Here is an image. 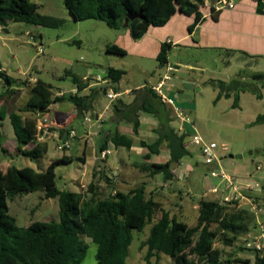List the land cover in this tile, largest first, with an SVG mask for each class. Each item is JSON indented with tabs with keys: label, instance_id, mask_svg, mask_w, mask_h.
Here are the masks:
<instances>
[{
	"label": "trees",
	"instance_id": "16d2710c",
	"mask_svg": "<svg viewBox=\"0 0 264 264\" xmlns=\"http://www.w3.org/2000/svg\"><path fill=\"white\" fill-rule=\"evenodd\" d=\"M254 1L257 14L264 15V0ZM64 3L75 21H102L114 30H130L133 39L139 41L151 27H165L178 13L194 16L195 22L189 27L192 34L202 21L204 0H64ZM39 10L35 0H0V25L5 27L8 23H23L57 28L61 24L56 18L42 15ZM129 14L141 15L142 18L130 21L125 28ZM171 48L170 43L162 45L157 58L160 68L169 65ZM106 52L110 55H127L124 49L115 44L107 45ZM125 74L114 68L107 70V78L115 84H119ZM67 75L72 76L73 84L78 89L76 94L57 97L50 85L36 80L30 85V97L24 107L12 111L8 117L6 109H0V128L9 119L16 137L17 156L41 160L47 155L48 145L36 142L38 114L48 115L54 104L67 102L73 104L78 111L77 116L83 118L93 109L97 95L104 93L106 96V87L92 89L89 95L81 96L80 92L89 87L88 83L71 72H67ZM0 79L9 86L3 94L6 98L17 93L10 90L14 85L25 87L30 84L29 81L13 80L1 64ZM257 83H264V73L254 74L249 79L240 74L230 82L211 81L209 84L219 90L215 103L223 97H234L232 108L238 109L241 93L251 92L262 99ZM134 95L135 100L130 104L123 101L115 104L112 120L117 125H132L134 135L138 136L141 113L156 117L160 122L154 131L156 141L148 143L141 140L139 145L149 151L144 157L145 161L159 155L163 147L169 151L170 159L162 164L144 162L138 168L150 178L162 175L165 182L173 181L175 168L191 155L187 149L189 135L180 134L172 126L174 111L162 102L152 88L145 86L135 91ZM255 124H264V114L257 117ZM66 129L65 126L61 129L63 136ZM4 138L0 129V152L7 155L9 151L4 147ZM109 144L131 150L135 141L117 131L107 135L99 152L107 149ZM71 161V158L63 157L52 162L46 170L12 167L5 174H0V264H83L89 251L85 239L97 246V264H128L134 242L133 232L142 233L149 225L152 228L144 243L148 250V264H151V258L160 254L170 257L171 264L243 263L232 256L224 259L222 250L215 245L220 240L225 246L232 247L241 236L248 235L254 221V216L249 212L230 211L227 205L219 201L203 199L199 203L197 224L191 227L172 216L154 198L148 197L143 185L126 193L116 191L106 198H100L93 185L89 187L91 197L81 192L61 190L57 186L56 168ZM34 192H43L46 199L59 200L60 220L34 222L20 228L10 214L9 202L17 196ZM255 254V262L264 264V256Z\"/></svg>",
	"mask_w": 264,
	"mask_h": 264
},
{
	"label": "rangeland",
	"instance_id": "374dc122",
	"mask_svg": "<svg viewBox=\"0 0 264 264\" xmlns=\"http://www.w3.org/2000/svg\"><path fill=\"white\" fill-rule=\"evenodd\" d=\"M215 2L216 0H204L202 8L210 11V7ZM35 3L39 6V12L42 15L56 18L61 24L57 28L23 23H8L5 27L0 25V64L7 75L16 82H30V79L42 81L50 85L57 96L61 91L70 94L76 89L72 76H68L67 72L80 78L100 76L101 79H107V70L110 67L124 70L126 76L121 82L123 91L135 90L142 85L157 86L159 80L166 74V68H160L159 62L155 60L107 54L105 46L114 43L120 32L108 27L102 21H75L66 8L64 0H35ZM169 64L181 69L176 77L179 78L182 85L173 88L166 86L162 92L173 102L174 108L181 109L189 117L196 133L202 137L205 143L217 145L218 163L220 164L219 168L216 165H206L203 162L200 148L189 145L191 155L184 158V163L192 165L194 173L189 181L187 179L181 181L180 187L186 190V193H190V196L202 198L205 195L203 184L215 185V178L211 177V172L219 169L236 180L257 183L261 192L258 189L252 190L254 192L251 198L254 199L253 204H260L257 211L264 209V124H255L257 117L264 114V83H257L262 99H258L251 92L241 93L238 109L232 108L234 97L229 99L223 97L215 103L219 90L209 84L211 81L230 82L240 74L249 79L254 74L264 73V59H253L249 62L248 59L241 56L230 55L222 51L172 47L169 51ZM169 74L173 76V73ZM187 81L194 84V87L186 89ZM91 84L95 85L92 82ZM30 87L28 85L24 92L6 98L3 94L9 86L3 79H0V109H6L8 115L12 111L24 107L30 96ZM181 90H184L187 95L184 101L179 96ZM88 92L81 93V95H87ZM130 96L133 94L131 93ZM99 98L104 103L103 107L99 108L102 110L109 101L104 93L99 94ZM54 105L56 107L53 112L68 113L71 107L72 110H75L74 113H77L71 103ZM61 113H57L58 119L55 121L67 128H75L77 138L71 141V148L64 152L56 149L55 141L48 142V153L41 160H30L16 155V141L11 139L13 128L10 123L5 126L4 122L0 129L5 136L4 147L9 152L7 155L0 152V174H5L12 167L46 170L52 162L69 157L72 159L70 163H62L56 168L57 186L61 190L81 192L87 197H91L89 187L93 185V190L98 193L100 198L108 197L110 188L120 177V174L110 170H105L102 174L97 171L99 161H94L92 147L97 148L100 135L92 137V146H86L88 158L92 157L93 159L90 161H94V164L88 166L86 165L87 159L85 162L81 160L84 158L83 150L85 149L83 140H79L85 133L82 120H74L73 127H71L70 121L66 122L65 116ZM143 117L147 124L143 129L145 137L140 139L152 143L153 139L150 133L155 119L145 114ZM175 122L176 120L172 122L173 127L179 128ZM105 123L101 128H95L94 131L103 132ZM128 127L131 128V126ZM142 151L138 139H136L134 150H122L124 159L135 164L129 168H123L125 175L131 182H137L138 187L146 182V179H149L138 168L145 162L141 154L144 153ZM163 151L164 153L159 157V161L162 162L166 158V149ZM117 155V152L114 151L111 159ZM98 156L99 153L96 151V157ZM109 159L110 156L106 161ZM118 165L117 167L122 168ZM111 168L114 170L115 167L111 166ZM187 173L190 174V171ZM192 178H198L197 186H191ZM239 186L241 185L239 184ZM174 194L170 189L164 192L160 190L156 193L155 198L157 201H161L160 203H163L171 215L180 222L191 227L195 226L198 220V210L194 209L192 205L188 212H184L182 208L176 206V204L179 205L180 200L173 198ZM242 196L244 198L241 202L245 199L244 190H242ZM206 199L222 202L216 196H209ZM241 202L226 205L230 211H238ZM9 207L10 214L16 219L17 226L20 228H26L34 222H57L60 220L59 200L46 199L43 192L17 196L9 202ZM261 219L264 222L263 216ZM151 228L152 225H149L142 233L133 232L134 242L130 248L128 264H148L146 261L148 250L144 243L150 235ZM248 237L247 235L241 236L232 247L225 246L219 240L215 247L222 250L224 259L232 256L243 261L242 264H245L244 262L255 264V252L245 248L244 239ZM85 241L89 245V251L83 264H97L95 258L97 246L89 239H85ZM171 263L172 259L163 254L151 258V264Z\"/></svg>",
	"mask_w": 264,
	"mask_h": 264
},
{
	"label": "crops",
	"instance_id": "0c3cea01",
	"mask_svg": "<svg viewBox=\"0 0 264 264\" xmlns=\"http://www.w3.org/2000/svg\"><path fill=\"white\" fill-rule=\"evenodd\" d=\"M235 4L236 5L233 10H223L220 12L212 11L211 10L213 9L212 6L210 7V11H207L201 8V12L203 14L202 21L196 27V29L194 30L192 34L189 33V27L192 26L195 22L194 16H186L181 13H178L171 19V21L165 27H160V28L151 27L149 31L145 34V36L139 41H135L133 39L130 30H127V29L117 30L120 33L117 39L115 40V42L111 44H115L118 47L124 49L127 52L126 56H136V57H141L144 59L155 60L156 62H158L157 58L161 51L162 45L167 42L170 43L171 47H185V48L222 51L230 55L241 56L244 59H248L249 62L252 61L253 59H258V58L264 59V15L257 14L256 2L254 0H235ZM168 67H172L175 69V71L172 72L173 76L169 74L170 72L168 70ZM110 68H114V67H110ZM165 68H166V74L164 75V77L166 75H170L171 79L168 82H166L164 88L166 86H170L173 88L175 86L180 85L181 83L178 80L179 78L176 77V75L181 72V69L179 67H173L170 64ZM114 69H117V68H114ZM118 70H121V69H118ZM125 76H123V78ZM164 77L159 80L157 86L161 83ZM83 78L84 77H82V79ZM34 82L35 80L30 79L29 86L32 85ZM121 82L119 84H116L117 85L116 89L117 91H121L125 94L115 104H117L119 101H123L125 104L132 103L135 100V95H134L135 91L145 87V85H142L140 87H137L135 90L127 89L126 91H123L121 89ZM88 85L89 87L83 90L82 92H80V95L81 93H84L86 91L87 92L89 91L87 94L89 95L92 89L100 88L101 86V85H93L90 83H88ZM27 86L25 87L23 86L24 88L11 87L10 90H15L19 94L20 92H24ZM146 86H149L152 89L156 87V86H151V85H146ZM192 86L194 87V84H192L189 81L186 82V89H189ZM131 93L133 94V96H130ZM179 93H180L179 96H181L180 99L184 101V98H187L185 91L181 90V92L179 91ZM27 101L25 102V104L27 103ZM169 102L168 103L163 102V103L166 104L169 108H171L174 111L173 102L171 100H169ZM103 105H104L103 101L97 95L95 98L93 109L87 112L85 116L93 112L94 110H99V108L103 107ZM54 107H56V105H53L51 107V112L47 116L51 119L57 120L58 119L57 113H61V112H53ZM69 111L70 112L68 113H61V115L63 114L65 116L66 122H68L69 120L70 121L69 125L73 127L72 123L74 122V120H76V117L77 119H80V120H82V117L77 116L78 115L77 109H76V112H77L76 114L74 113L75 110H72L71 107ZM143 114L150 115L146 113H141L140 115L141 127L139 130V135L135 136L132 125L124 124V123L117 125V123L113 122L112 120L114 117V108H113V111L110 114L109 118L106 119L103 132H101V135L99 137L100 140H99V144L97 148L92 147L94 149V152L92 155L94 158V161L95 162L99 161L97 163V171L101 172L102 174L105 170H110V171H113L114 173L120 174V177L116 179V181L114 182L113 188H110V195L112 193H115L116 191L126 193L138 187L137 182L135 181L131 182L130 179H127L125 175V171L123 170V168H129L131 165L134 166L135 164L129 163L127 160L124 159L122 155L123 154L122 150L124 148H116L112 144H109L108 148L113 149V151L117 152L118 155L112 159L110 156V159L108 161L106 160L101 161L99 157H96V151H98L99 153L100 147L102 143L104 142V140L106 139L108 134L115 133L117 131L120 132L121 134L127 135L134 139L135 145L129 151L134 150L136 147V139H138L140 143L141 141L140 138L145 137L143 135V133L145 132L143 131V129H145V126H146L145 124H147V122L144 121L145 118L143 117ZM150 116L154 117L153 115H150ZM174 118H175V115H174ZM154 119L155 121L152 123L153 127L151 128V133H150L153 139V142H155L157 139V135L155 134L154 131L159 127V124H160L159 120L156 117H154ZM176 122L179 128H175V129L178 131L180 130V128L183 127L186 130V133L189 135L188 142H187V149L191 153L189 142H190V137L194 133H196L194 126L188 123H180L177 120ZM9 123H10L9 119H6L5 126H8ZM128 126H131V128H129ZM84 134L83 136L79 138V140L81 139L83 140L84 145H85V149L83 150L84 158L82 159L83 160L82 162H85V159H87L86 165L89 166L90 164L91 165L94 164V161H90L93 158L92 157L88 158L87 156V149H86L87 145L84 141ZM11 139L16 141L14 130H13V134L11 135ZM164 149H166V147H163L161 149V153L159 155L153 156L151 160L149 161H145V160L144 161L148 163H157V164L168 162L170 159V153L167 149L165 151V154H166L165 161L163 162L159 161V157L164 153L163 151ZM141 151L144 152V153H141L143 155V158L149 153L147 149L142 148V147H141ZM118 164L122 168L117 167ZM111 166L115 167L114 170L111 168ZM187 171H190V174H188ZM192 173H194V168L190 164L185 165L184 159H183L180 165L177 166L174 170L173 181L165 182L162 175L156 176L155 178H150L147 173H144L146 176H148L149 179H146V182L141 184V186L142 185L145 186L147 196L154 198L156 201L157 199L155 198L156 197L155 195L160 190H163V192L169 189L171 191L173 190L175 194L172 197L178 198L180 200L179 205L176 204V206H179L180 208H182L184 212H188L189 208L192 207L193 205L194 209L198 210L197 212L199 216V203L201 200L206 199V197H209V196H216V198L222 199L225 195H228V192H224L225 182L219 179L213 178L216 183L215 185L207 186L206 184L205 185L203 184V187L205 189V195L202 198H196V197L190 196V193H186V190L180 187V182L185 179L189 181V179L192 177ZM234 180L236 181L237 184L239 183L241 187H243L244 195H245V199L241 202L238 209L247 211L249 212V214L254 216V221L252 222L250 226V232L248 233L247 236L259 235L262 232V226H264V222H262V219H261L262 216L264 217V209L257 211V207H260V204L259 205L253 204L254 199L251 197L254 191L247 188L248 185L253 184V182L248 181V180H236V179ZM198 183H199L198 178L197 179L192 178V182L190 184L191 186H197ZM215 189L217 190V192H214ZM183 196L185 197L183 198ZM208 200H211V199H208ZM255 200H258V199L255 198ZM162 206L165 210H167V207L164 206L163 203H162ZM255 264L257 263L255 262Z\"/></svg>",
	"mask_w": 264,
	"mask_h": 264
},
{
	"label": "built area",
	"instance_id": "2783aa9c",
	"mask_svg": "<svg viewBox=\"0 0 264 264\" xmlns=\"http://www.w3.org/2000/svg\"><path fill=\"white\" fill-rule=\"evenodd\" d=\"M235 0H216L215 4L212 6L215 12H220L223 10H233L235 8ZM169 43V42H167ZM170 73L174 72L175 69L172 67H168ZM171 79L170 75H166L161 83L154 87V91L158 94L161 100L164 103H168L169 100L162 92L166 82ZM85 83H94L95 85H101L107 88L106 98L108 99V104L102 110H94L93 112L89 113L88 115L82 118V125L85 128V136L84 140L86 145L92 146L91 143L92 137L101 135V131H94L95 128H101L106 121L108 115H110L113 111L115 103L120 100L125 93L121 91H117L116 84L111 79H101L100 76L97 77H90L85 76L83 79ZM71 92L70 94H76L78 89ZM67 95V92L61 91L58 93L57 97H62ZM170 103V102H169ZM174 115L175 119L180 123H188L193 126L189 117L178 108H174ZM37 118V133H36V142L40 144H47L50 141H55L56 149L60 152H64L71 148V141L77 138L76 129H71L68 127L66 130V134L63 136L61 129L63 125L55 121L54 119L49 118L47 115L38 114ZM180 134L186 133V130L182 127L178 130ZM189 145H194L200 148L201 156L203 162L206 165H216L218 168L220 164L218 163V155H217V145L214 143L207 144L203 141L202 137L197 133H194L190 137ZM113 149L108 148L101 152H99V159L101 161H105L109 156L113 154ZM260 168V167H258ZM211 177L215 179H219L225 182V191L228 192V195H225L221 199L222 204H233L236 202H241L244 198L242 196L243 187L237 185L236 181L224 173L222 170H216L211 172ZM248 189L255 190L258 189L261 191L259 185L257 183L249 184ZM214 192H217L215 189ZM245 248L255 253H258L261 257L264 256V226H262V232L258 236H249L248 238L244 239Z\"/></svg>",
	"mask_w": 264,
	"mask_h": 264
},
{
	"label": "water",
	"instance_id": "95a60500",
	"mask_svg": "<svg viewBox=\"0 0 264 264\" xmlns=\"http://www.w3.org/2000/svg\"><path fill=\"white\" fill-rule=\"evenodd\" d=\"M141 15H133V14H129L128 16V20L126 21V24H125V28H127L129 26V22L130 21H134L136 19H141Z\"/></svg>",
	"mask_w": 264,
	"mask_h": 264
}]
</instances>
